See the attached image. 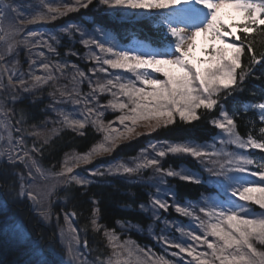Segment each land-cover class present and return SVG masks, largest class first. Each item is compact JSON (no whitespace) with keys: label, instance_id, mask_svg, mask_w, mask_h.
<instances>
[{"label":"snow or ice","instance_id":"6c2138e0","mask_svg":"<svg viewBox=\"0 0 264 264\" xmlns=\"http://www.w3.org/2000/svg\"><path fill=\"white\" fill-rule=\"evenodd\" d=\"M94 3L118 17L150 22L156 35L154 39L134 35L128 46L99 25L92 30L64 26L63 34L69 39L78 35L88 49L87 59L95 65L89 75L60 58L59 33L28 26L54 22ZM200 37L203 47L198 44ZM258 41L264 44V0H71L57 5L47 0H39L38 5L31 0H0V164L7 165L8 174L15 177L6 186L0 184V249L13 244L25 248L28 259L23 264H185L186 257L191 258L187 264H264V160L251 155L252 150L264 152V98L234 101L231 109L227 106L230 97L244 91L245 81L255 77V66L264 63V51L257 55L254 47ZM198 48L202 55H197ZM21 51L26 69L20 64ZM68 55L79 56L71 49ZM84 83L87 93L82 91ZM45 91L51 99L45 111L56 119L48 117L42 126L32 124L29 130L24 114L14 105L24 95L35 103ZM104 94L111 98L101 104ZM65 105H71V110ZM108 109L119 115L105 122ZM250 111L257 114L261 127L258 135L249 131L242 136L238 118ZM206 116L218 130L209 142L151 141L128 160L86 168L87 174L76 171L134 137L178 122L193 124ZM49 122L52 128L46 130ZM88 127L100 133L101 140L87 152L65 153L58 170L41 164L53 137L65 129L82 136ZM140 127L146 131L138 132ZM169 155L191 157L200 171L164 167L162 161ZM149 171L151 175L145 177ZM117 176L143 182L150 189L148 203L136 207L150 213L153 221L162 220L161 211L170 208L191 221L188 227L163 221L165 229L174 228L180 234L179 239L153 233L157 242L176 249L170 253L176 259L157 255L130 237L121 239L140 225L117 220L121 231L109 228L101 220L95 197L88 224L92 232L101 234L107 253L93 254L88 226L81 229L74 223L80 213L54 211L61 189L67 204V192L73 186L86 192L92 184ZM170 179L194 183L206 191L196 201L182 202L176 199ZM24 201L36 217L34 223L17 214ZM253 205L261 210L259 214ZM125 209L132 210V205ZM61 216L63 224L55 232L46 235L36 227L53 220L59 225ZM49 251L56 261L48 258Z\"/></svg>","mask_w":264,"mask_h":264},{"label":"trees","instance_id":"16d2710c","mask_svg":"<svg viewBox=\"0 0 264 264\" xmlns=\"http://www.w3.org/2000/svg\"><path fill=\"white\" fill-rule=\"evenodd\" d=\"M31 3L38 5L39 0H31ZM63 19H65V21L69 20L71 23H80L88 30H92L95 25L102 26L105 30L116 36L122 43L125 44H128L131 41L130 38L137 34L141 37H146L149 39H154L156 35L155 30L150 22L141 19H127L118 17L105 12V10L101 8H97L95 3L93 5H89L87 9L81 8L77 12L70 13ZM53 24L56 33H59L62 37L60 28L55 25V22H53ZM64 43L62 41L60 45H58L60 56L63 50L68 49L72 45V43L68 40H65ZM74 44L79 47L82 45L79 42ZM254 47L256 49L257 55H259L261 51H264V44H261L259 41L254 45ZM19 59L20 64L27 62L25 57H19ZM244 61L247 63V55L244 57ZM254 73L255 77H249V79L245 81L244 91L238 93L235 98H229L227 101V106L229 109L232 108L234 101L244 102L264 98V63L256 65L254 68ZM86 88L87 87L82 86V91L85 93ZM101 97H105V94ZM101 97L100 99H102ZM50 103L51 99L45 91L43 95H40L37 98L35 103L32 102L31 96L24 95V98L19 103L15 104V108L18 109V113H23L25 119H28L29 122H41L42 119L44 120L48 116L54 114L50 111H45ZM117 115H119L118 112L112 111L106 120ZM211 115H215V113H212ZM260 127L261 125L255 112L250 111L246 115H241L238 118V131L242 136L247 135L249 131H252L253 135H258V129ZM217 134L218 130L209 124L208 117L206 116L204 119L196 121L193 124L185 125L178 122L174 126L162 128L151 135L134 137L131 141L126 142V144L123 146L121 143L112 155L116 159L128 160V158L138 155L140 150L145 148L151 141L172 142L193 140L198 143H204L211 141L212 138ZM100 140L101 134L92 127H88L85 130V135L82 136L74 133L71 130L65 129L60 132L59 136L53 137L50 147L45 148L44 155L41 158V164L45 168L55 165L56 169H59L64 160L65 153L71 154L74 151L79 153L87 152ZM105 159V156L96 159L86 168L91 169L95 166L101 165L106 161ZM162 163L164 167H168L169 165L173 167L183 166L193 171H200V165L189 156L169 155L162 161ZM150 175L151 171H149V173H144L145 177ZM106 180L107 182L92 184L88 187L86 192L80 187L73 186L67 192L69 197L67 204L63 203L62 198L65 196V191L61 189L54 204L55 212H60L61 208H63L65 211L76 210L78 213H80L79 217L74 223L81 229H83L85 226H88L87 239L93 254L98 251L107 253L109 250L104 247L105 242L103 241L101 234L92 232L90 225L88 224V217L93 207L91 203L92 197H95L99 201L101 220L109 228L115 227L117 232H120V228L116 225L117 220H131L132 223L140 225L138 233L134 232L128 237H130V239L135 241L138 245H143V247L147 246L152 248L156 246L159 248V244L156 245L153 242V233L157 234L160 232L164 234V220L174 221L183 225L191 224V221L188 218L180 216L172 208H170L167 212L161 211L162 220L160 221H153L151 219L150 213L141 212L136 206L140 203H148V193L150 191V189L143 182H135L119 176L108 177ZM9 181L12 180H5L3 177L0 178V184H4L5 186ZM169 183L177 193L176 199L182 202L196 201L199 198L201 192L206 191V189L200 185L186 183L178 179H170ZM129 204L132 205V210L125 209V205ZM20 208L22 209V212L17 213L18 215L22 214L23 216L27 217L30 224L36 221V217L30 212L29 207L26 205V201L20 205ZM255 211L260 213L261 210L256 206ZM36 227L42 229L46 235L56 231L54 228V222H52L49 226L37 224ZM129 232L131 233V231ZM126 234L127 232L123 233L121 235V239L127 237ZM179 238L180 234L178 233L174 239ZM48 258L53 261H56L57 259L55 254L50 251L48 252ZM27 259L28 253L26 249L21 246L14 244L8 246L7 248L0 249V264H23V262Z\"/></svg>","mask_w":264,"mask_h":264},{"label":"rangeland","instance_id":"374dc122","mask_svg":"<svg viewBox=\"0 0 264 264\" xmlns=\"http://www.w3.org/2000/svg\"><path fill=\"white\" fill-rule=\"evenodd\" d=\"M47 2H49V3H52L53 5H57V4H60V3H65V2H71V0H47ZM36 5V4H35ZM225 11H228V10H225ZM66 16H64V17H61V18H59V19H57L56 21H54L55 22V25L56 26H58L59 28H60V31H61V29L64 27V26H66V25H69V24H75V25H79V26H81V27H83L80 23H69L68 21H65V19H63V18H65ZM228 22H231L230 20L228 21ZM52 23V24H51ZM51 23H44V24H37V25H29L28 26V29L29 30H32L33 28H35V29H45V30H47L48 32H53L51 29H52V26L54 27V24H53V22H51ZM49 24H51L52 26H50ZM48 25H49V27H48ZM56 33V32H55ZM61 34H62V37H61V42L63 41V43H64V41L65 40H68V41H70L71 43H72V45L68 48V49H70L71 48V50L72 51H74V52H76V53H80L81 55L79 56V59H77L78 58V56H75V55H71L73 58H75V57H77V58H75V59H77V60H79V61H83L84 62V64H85V66H89L88 67V70H83V71H85V72H88L91 68H93L95 65H94V63L93 62H90L88 59H87V56H88V49H81V47H79V46H76L74 43H78L79 42V40H80V38H79V36L78 35H76V36H74L73 38H71V39H69V37L67 36V35H65V34H63L62 32H61ZM65 38H64V37ZM63 38V39H62ZM80 43V42H79ZM65 44V43H64ZM198 44L200 45V47H203V37H200V38H198ZM65 45H67V44H65ZM58 47V46H57ZM67 49V50H68ZM23 52V51H22ZM197 55H202V53L200 52V50H199V48L197 49ZM25 57V56H24ZM26 58V57H25ZM67 60V59H66ZM72 63H74V61H72ZM110 71H112V70H110ZM89 75H91V73L89 72ZM123 75H125V76H127V75H129V74H127V73H124ZM101 79H103L104 77H103V74H101ZM95 79V77H93V80ZM87 84V83H86ZM85 91L86 92H88L89 91V87H88V84H87V88L85 89ZM102 98V97H101ZM111 97L110 96H108L107 94H105V97H103L102 99H100V103L101 104H104V103H106L107 102V100L108 99H110ZM65 107L66 108H68V110H71V105H65ZM112 110L111 109H108V110H106L105 111V113H104V116L105 115H107L108 113H110ZM26 120V125H25V127H27L29 130H31V125L34 123H31V122H29V120L28 119H25ZM112 120V119H111ZM43 121V120H42ZM105 122H107V121H105ZM42 122H39V124H41ZM39 124H36V125H39ZM116 126H118V124L116 125ZM137 131L138 132H141V131H143V132H145L146 131V129L144 128V127H140V128H138L137 129ZM31 142V141H30ZM3 142L2 141H0V144H2ZM256 150H252L251 152V155H253L258 161H260L261 160V158H262V156L261 155H254L253 153L255 152ZM264 153V152H263ZM113 154V153H112ZM112 154H110V155H105V157H106V161L105 162H103L102 164H107V163H109V162H111V161H113V160H115L116 158H114L113 157V155ZM259 156V157H258ZM104 157V156H103ZM263 157H264V155H263ZM99 158H102V157H98L97 159H99ZM86 167H88V165L87 166H82L81 168H79V169H77L76 171L77 172H79V173H81V174H87L86 173V170L84 169V168H86ZM87 169H89V168H87ZM247 179H258V178H254V177H246ZM209 187H212V185H209ZM0 191H2V190H0ZM213 195H216V193L214 192V193H212ZM220 199L221 200H223L224 199V197L223 196H221L220 197ZM243 203V202H242ZM253 208V207H252ZM65 211V210H64ZM53 222L55 223V230L60 226V225H62L63 224V218H62V216H61V219H60V222H59V225L57 224V222L55 221V220H53ZM49 226V225H48ZM184 226H186V227H188V226H191V224H185ZM138 233V230L137 229H133V230H131V233L130 232H127V234H126V236L128 237L129 235L131 236V234L132 233ZM170 232V233H169ZM157 234H160V232L159 233H157ZM169 234V235H168ZM177 234H178V232H176L175 231V229L174 228H168V229H165L164 228V235H167V236H169L170 238H172V239H174V237L175 236H177ZM153 242L157 245V244H159V248H157L156 246L155 247H152L151 249L154 251V253H156L157 255H163V256H166L167 258H169V259H176V258H174V257H171L170 256V253L171 252H173V251H176V250H174V249H171V248H167L162 242H157L156 241V239L153 237ZM14 245V244H13ZM141 247H143V245L141 246ZM5 248H7V247H5ZM198 250H205V249H198ZM54 254V253H53ZM56 257V256H55ZM54 259V258H53ZM191 258L190 257H186V259H185V264H187V260H190Z\"/></svg>","mask_w":264,"mask_h":264},{"label":"bare ground","instance_id":"6f19581e","mask_svg":"<svg viewBox=\"0 0 264 264\" xmlns=\"http://www.w3.org/2000/svg\"><path fill=\"white\" fill-rule=\"evenodd\" d=\"M68 22H69V20H68ZM69 23H70V22H69ZM50 26H52V25H50ZM51 30H52L54 33L56 32L53 26H52V29H51ZM70 49H71V48H70ZM81 49H86V48H85L83 45H81ZM66 51H67V49L63 50V52H62L60 58H62V59H67V60L70 61V62L74 61V64L78 65L80 69L88 70V67H89V66H85V64H84L83 61H79V60H77V59H79V56L81 55L80 53H79L78 58L75 57V58H77V59H75V58H73L71 55L65 56ZM87 52H88V51H87ZM24 56H25L24 53L21 51V53H20V57H24ZM21 67L26 69V68H27V62H25L24 64H21ZM88 72H89V71H88ZM98 75L101 76V74H98ZM82 86H85V87H86L87 84L84 83ZM245 136H246V135H245ZM124 144H126V142H123V143H122V146H123ZM8 173H9V172L7 171L6 167L3 166V165H0V178L3 177L5 180H14L15 178L10 177V175H9ZM256 214H259V213L256 212Z\"/></svg>","mask_w":264,"mask_h":264}]
</instances>
